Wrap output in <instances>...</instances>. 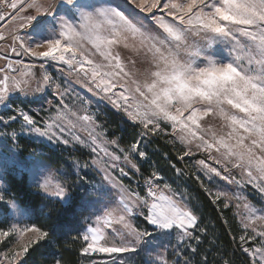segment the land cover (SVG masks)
Instances as JSON below:
<instances>
[{
	"label": "snow or ice",
	"instance_id": "6c2138e0",
	"mask_svg": "<svg viewBox=\"0 0 264 264\" xmlns=\"http://www.w3.org/2000/svg\"><path fill=\"white\" fill-rule=\"evenodd\" d=\"M140 13L150 14L152 24ZM0 44V60L5 61L0 65V106L14 112L0 122H18L35 145L23 153L17 132L6 134L0 140V178L11 171L27 173L37 194L66 209L77 201L74 213H87L76 228L21 224L32 220L36 210L6 200L7 189L0 190V203L16 221L0 228V241L15 236L19 245V250L0 254V264H22L18 258L33 245L64 228L77 232L74 239L82 241V254H108L105 264H128L141 252L145 264H191L184 253L200 236L194 234L199 217L188 198L167 183L161 186L156 171L145 179L143 194L120 178L140 171L133 154L146 158L141 141L159 134L171 135L173 144L186 149L181 158L192 155L193 146L206 153L207 161L196 164L209 182L219 177L236 187L231 198L219 188L205 191L213 203L224 198L225 208L232 199L238 201L245 233L242 252L249 264H264V200L257 206L239 191L251 185L264 194V0H0ZM121 47L131 53L127 59L117 50ZM53 63L85 81L89 92L102 94L139 127L129 148L121 147L118 137L108 139L90 100L77 97L79 107L75 100L65 102L69 90L61 89L46 70ZM49 88L57 103L48 101L52 107L40 120L13 108L14 96H36ZM49 145L89 150L90 159L83 164L72 161L75 181L60 179L69 173L49 163ZM90 168L101 177L98 183L85 181ZM138 216L150 230L137 225ZM249 229L252 235H247ZM200 231L206 234V229ZM26 234H31L27 241ZM248 241L252 246H243ZM122 254L128 256L120 258Z\"/></svg>",
	"mask_w": 264,
	"mask_h": 264
},
{
	"label": "rangeland",
	"instance_id": "374dc122",
	"mask_svg": "<svg viewBox=\"0 0 264 264\" xmlns=\"http://www.w3.org/2000/svg\"><path fill=\"white\" fill-rule=\"evenodd\" d=\"M118 2L123 3V0H118ZM134 7V6H133ZM139 11V10H137ZM141 16L146 17V23L152 24V18L150 14H145V13H140ZM156 15H160L159 12H156ZM0 47H3L2 44H0ZM89 50L92 52V58L97 60L98 62L100 61V57L98 54H95L94 50L91 49V46H88ZM121 56L125 59H127L131 53L123 49L122 47L117 49ZM12 59H15V56L11 57ZM28 59V58H25ZM37 64L42 62V61H35ZM5 61L0 60V65H3ZM46 70L47 72L54 77V79L61 85V89H68V94L65 96V102L72 104L73 101H76L77 107L80 106V101L77 100V97H82L86 100H90L91 104L89 105L90 110L92 112L97 113L98 116V122L103 125L104 130H106L108 139H112L114 137H118L115 135V132H113V129L109 128L107 125L108 120H107V115H108V110L112 111L122 118L126 119L127 118L123 115L122 112L118 111L115 109L104 97L103 95H95L94 92H89L88 85L85 81L78 80L75 74L69 75L68 70L66 67L58 65V64H50L46 65ZM37 76H39V69H36ZM39 97V99H37ZM15 103L13 104V108H23L25 111H28L29 114L33 115L37 120H40L44 116H46L47 112L46 110L51 108L52 105H49L48 101H52L53 105L57 103V97H55L52 94V89L49 88L46 90V93H37L36 96H29V97H24V96H14L13 97ZM14 112L12 110L6 109L3 106H0V117H3L4 119H7V117L13 115ZM206 122L208 123H213V124H218V121H213L211 118H205ZM130 122V121H129ZM16 131L19 137V144L22 149L23 153H27L29 150H31L35 145L30 142L27 134L21 133L20 132V125L19 123H12L9 122L7 126L3 122H0V140H3L6 138V134H10L13 131ZM139 127H135V140L132 142H126L124 139H122L120 142L121 147H124L125 149L129 148L132 143L136 141L138 138V132H139ZM171 130L169 129V132ZM82 137L86 135V133H79ZM155 138L160 139V141L166 142L169 146L170 149L174 152L176 158L181 162V164L184 166V174L181 176V178H168L164 175H162L159 171V168L154 166L152 162H149L148 156L146 158L141 159L139 158L138 153L133 154V160L137 163L140 171L135 172L130 171L128 176L120 177L123 181V183L127 186H131L133 188H136L143 194L144 189L140 188L136 185V183H141L142 186L144 185V181L147 177H150L153 171H156L159 173L160 179L158 183L162 186L163 184L167 183L171 186V188L179 193H182L184 196L188 198V202L190 203V197L189 194L187 193V190L185 188L186 185V180L188 177L196 180L198 186L206 193L210 201H213V198L208 194L205 189H210L213 192L219 188L221 190H225L229 193V197H232V194L237 191L236 187L234 185H229L226 181L221 180L219 177H214L212 182H209L207 177L204 176L203 172L200 170L199 166L196 164L198 160L205 159L207 161V154L198 152L196 151L195 147L193 146L192 149V155L189 156H184L181 158L182 153L186 150L184 147H182L179 143L173 144L172 137L171 135H164V134H159V135H149L144 137V139L141 141L140 145V150L145 151L146 154L148 155V150L152 148L151 144L154 146L156 144ZM45 157L50 158L49 163L53 165V167H59L61 168L64 172L69 173L68 176L60 177V179H66L69 181H75L77 179V176L75 175V172L72 168V161L73 159H78L81 164L84 163V161L90 159V153L88 149H84L80 147L79 145H76L73 147L72 145L69 146H64V145H49L48 148L45 149ZM209 163H212L213 166H216L213 161H208ZM123 166V165H122ZM182 170V169H180ZM126 171H129V169L126 168ZM177 172V171H176ZM81 175H84L83 172L80 173ZM236 173H233L235 175ZM10 175H17L21 176L24 175L26 177V180L28 181L29 184L32 185V178L29 174L27 173H20L17 171H11L7 175L3 176L0 178L2 180V183H0V190H3L4 188L7 189L5 199H15V197L11 196L10 193L8 192V177ZM116 176L119 177V172L117 171L115 173ZM188 176V177H187ZM101 177L96 174L95 171H93L91 168L87 170V176L85 177L86 182H99ZM77 194H79V187H76L74 189ZM240 194L242 196L247 197L249 201L252 203L256 204L259 206L264 200V194H261L258 192V190L254 189L251 185H245L242 188L239 189ZM18 202V201H17ZM77 201L73 202V205L75 207ZM20 203V202H19ZM213 203V202H212ZM238 201L235 199L231 200V204L227 209H230V212L232 213L233 217L237 220V223L239 227L241 228L240 236H239V244L241 246V241L240 237L242 235H245L244 230L242 228L241 220L237 216V205ZM242 203V202H240ZM218 208H225V199L222 198L216 203H214ZM72 213V216L75 217L76 222L80 221V218L82 215H86L87 213ZM240 214H243V209L241 207L240 209ZM74 222V221H73ZM12 223H16L15 220L11 219V217L7 214V205L0 203V228L7 229L10 227ZM21 224H30L27 221H21ZM136 223L140 227H147L149 230L151 229V226L147 225L146 222L144 221L143 217L138 216L136 219ZM195 234V233H194ZM253 233L249 229L247 235H252ZM31 234H26L25 237L23 238L25 241L29 239V236ZM175 233H173V243H175ZM194 243L195 240H192L190 242V248L186 253L191 252V248H194ZM243 246L245 247H250L252 246V242L248 241L246 242ZM256 246H259V239L256 241ZM242 247V246H241ZM15 248L16 250H19V245L17 244V238L15 236H12L10 238H5L4 241H0V254L7 253L9 249ZM169 253H171V248L169 249ZM174 255V254H173ZM85 257L84 259L86 260L85 264H105L106 261L110 259L108 254L105 253H89V254H83ZM128 254H122L120 258H126ZM25 257L26 254L23 257H19L18 259L22 261V264L25 263ZM172 256H169V259H171ZM147 259V256L145 253L141 252L139 254L132 255L131 260H129L128 264H131V261L134 260L135 264H145V260ZM4 264H7V262H4Z\"/></svg>",
	"mask_w": 264,
	"mask_h": 264
},
{
	"label": "trees",
	"instance_id": "16d2710c",
	"mask_svg": "<svg viewBox=\"0 0 264 264\" xmlns=\"http://www.w3.org/2000/svg\"><path fill=\"white\" fill-rule=\"evenodd\" d=\"M107 120V125L113 129L120 141L135 140L136 131L131 122L109 110ZM155 142L156 144L154 146L151 144L152 148L148 150L147 160L159 168L162 175L172 179L181 178L184 166L170 146L158 138H155ZM177 169L182 170L177 173ZM7 185L11 196L21 204H29L36 210L35 217L28 220L30 224L46 230H51L53 224L68 225L70 228L79 226V222H76L71 213L74 211V205L66 209L59 202H53L43 194H37L34 186L28 183L24 175H10ZM185 188L190 197V205L199 217L195 235L200 236V242L195 241L194 253L192 251L184 253L191 258V264H203L205 258L207 264H224L226 260L229 264H249L250 258L242 252L239 244L241 228L230 209L218 208L198 186L196 180L190 177L186 180ZM201 228L206 229V234L201 233ZM76 236V231L67 228L57 230L47 241H41L29 249L25 263L52 264L53 260L59 259L61 264H85V257L81 253L83 244L82 241L74 239Z\"/></svg>",
	"mask_w": 264,
	"mask_h": 264
},
{
	"label": "built area",
	"instance_id": "2783aa9c",
	"mask_svg": "<svg viewBox=\"0 0 264 264\" xmlns=\"http://www.w3.org/2000/svg\"><path fill=\"white\" fill-rule=\"evenodd\" d=\"M136 185H137L138 187H140V188H143V189H144V185L142 186V184H141V183H136Z\"/></svg>",
	"mask_w": 264,
	"mask_h": 264
}]
</instances>
